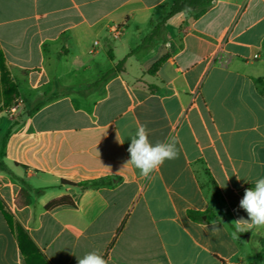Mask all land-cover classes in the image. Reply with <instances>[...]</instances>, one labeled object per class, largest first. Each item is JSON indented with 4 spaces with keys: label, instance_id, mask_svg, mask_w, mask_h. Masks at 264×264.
Returning <instances> with one entry per match:
<instances>
[{
    "label": "crops",
    "instance_id": "crops-1",
    "mask_svg": "<svg viewBox=\"0 0 264 264\" xmlns=\"http://www.w3.org/2000/svg\"><path fill=\"white\" fill-rule=\"evenodd\" d=\"M170 1L0 0L18 98L41 100L17 120L0 111V197L15 226L0 211V264H26L17 223L49 264L93 251L107 264H264L247 248L264 228L232 224L249 219L239 201L264 178V0L176 13L130 54ZM141 125L153 144L178 141L147 178L125 165ZM66 196L74 205L45 208Z\"/></svg>",
    "mask_w": 264,
    "mask_h": 264
},
{
    "label": "clouds",
    "instance_id": "clouds-1",
    "mask_svg": "<svg viewBox=\"0 0 264 264\" xmlns=\"http://www.w3.org/2000/svg\"><path fill=\"white\" fill-rule=\"evenodd\" d=\"M130 141L127 149L130 159L126 161L125 165H132L145 178L163 165L165 160L176 159L179 155L176 148L178 141L175 138L168 142L153 144L149 140V130L145 125L136 129ZM239 207L247 213L249 219L241 217L233 221L232 224L235 225L237 232L244 233L251 229L264 228V178H258L254 187L245 189L244 196L239 201ZM219 231L220 227L216 221H213L210 232L215 235ZM78 264H107V261L102 255L93 251L78 258Z\"/></svg>",
    "mask_w": 264,
    "mask_h": 264
},
{
    "label": "trees",
    "instance_id": "trees-1",
    "mask_svg": "<svg viewBox=\"0 0 264 264\" xmlns=\"http://www.w3.org/2000/svg\"><path fill=\"white\" fill-rule=\"evenodd\" d=\"M212 0H171L169 3H166L164 5L167 10L164 12V17L160 24H158L154 30L152 35L144 38L140 44L137 45L135 49H133L131 53H133L135 50L139 49L146 43H149L155 35L160 27L161 24L167 21L171 16H173L176 13L184 12L187 17L197 19L200 16H202L207 9L212 5ZM112 56V54H110ZM159 62H157L158 64ZM9 68L7 66L4 54L0 50V104L2 102H8L14 99V97H19V89L17 87V84L15 81H13L9 74ZM262 86H264V81L259 80L258 81ZM11 92V93H10ZM4 147H5V141L2 144V147L0 149V170L3 171H10L8 166L4 162ZM71 185H79L83 186L85 188V184L79 183L75 184L73 182H66ZM100 182L98 181H92L90 182V186H96ZM60 205H74V201L70 197H61L54 199L50 201L45 208L46 209H52ZM0 211H2L5 215L6 221L12 231L15 230L14 226V220L12 218L11 213L6 208L5 203L2 201L0 197ZM190 217H194V215H202L199 212L189 211L188 212ZM16 232L18 236L19 241V249L21 253L23 254L26 264H49L48 260L45 258V256L41 253V251L37 248L35 243L32 241L28 233L25 231V229L19 224H16ZM263 250H264V241H263ZM263 253V251H262ZM258 256H254V260L258 261Z\"/></svg>",
    "mask_w": 264,
    "mask_h": 264
},
{
    "label": "rangeland",
    "instance_id": "rangeland-1",
    "mask_svg": "<svg viewBox=\"0 0 264 264\" xmlns=\"http://www.w3.org/2000/svg\"><path fill=\"white\" fill-rule=\"evenodd\" d=\"M9 72H10L9 74H10L11 79L13 81H15V83L17 84V87L19 89L20 80L23 78V76L22 75H16L14 77L10 70H9ZM26 103H28V104L26 105ZM39 103H41V100L40 101H30V100L27 101L26 98L20 99L18 97H14V99H12L11 101L2 102L0 104V111H5L14 120H17L22 115L27 113L28 110L32 109L33 107H35ZM12 107H16V111L15 112H13L11 110ZM3 172L11 174V171H3ZM247 234L249 235V233H247ZM263 241H264V237H258L256 234L253 233L252 234V238H251V240L249 242V246L247 247L248 249L256 248V252H255L254 256L255 255L258 256V258H257L258 262L262 258V251H263V244L262 243H263ZM250 251L251 250H248V252H250ZM253 261H255V260H253Z\"/></svg>",
    "mask_w": 264,
    "mask_h": 264
},
{
    "label": "built area",
    "instance_id": "built-area-1",
    "mask_svg": "<svg viewBox=\"0 0 264 264\" xmlns=\"http://www.w3.org/2000/svg\"><path fill=\"white\" fill-rule=\"evenodd\" d=\"M13 112H15L16 111V107H12V109H11ZM220 264H229L228 262H224V261H222Z\"/></svg>",
    "mask_w": 264,
    "mask_h": 264
}]
</instances>
